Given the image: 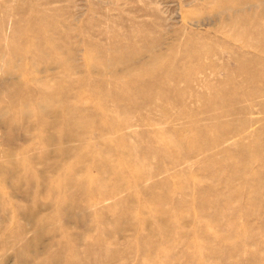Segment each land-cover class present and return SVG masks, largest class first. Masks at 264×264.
<instances>
[{
	"label": "rangeland",
	"instance_id": "obj_1",
	"mask_svg": "<svg viewBox=\"0 0 264 264\" xmlns=\"http://www.w3.org/2000/svg\"><path fill=\"white\" fill-rule=\"evenodd\" d=\"M0 264H264V0H0Z\"/></svg>",
	"mask_w": 264,
	"mask_h": 264
}]
</instances>
